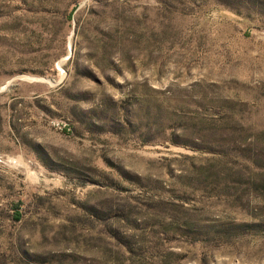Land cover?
Here are the masks:
<instances>
[{"label": "rangeland", "instance_id": "obj_1", "mask_svg": "<svg viewBox=\"0 0 264 264\" xmlns=\"http://www.w3.org/2000/svg\"><path fill=\"white\" fill-rule=\"evenodd\" d=\"M0 264H264V0H0Z\"/></svg>", "mask_w": 264, "mask_h": 264}]
</instances>
